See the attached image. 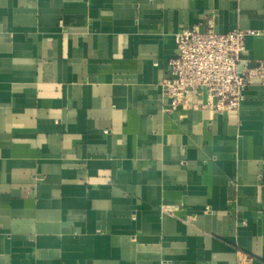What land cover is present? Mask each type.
Here are the masks:
<instances>
[{"label":"crops","instance_id":"1","mask_svg":"<svg viewBox=\"0 0 264 264\" xmlns=\"http://www.w3.org/2000/svg\"><path fill=\"white\" fill-rule=\"evenodd\" d=\"M264 0H0V264H264V85L168 111L176 35Z\"/></svg>","mask_w":264,"mask_h":264},{"label":"built area","instance_id":"2","mask_svg":"<svg viewBox=\"0 0 264 264\" xmlns=\"http://www.w3.org/2000/svg\"><path fill=\"white\" fill-rule=\"evenodd\" d=\"M254 33L241 28L220 33L212 21L205 31L194 25L179 32L177 52L169 60L170 76L160 82L171 102L167 110H240L249 86L264 85V64L249 68L243 58L246 37Z\"/></svg>","mask_w":264,"mask_h":264},{"label":"water","instance_id":"3","mask_svg":"<svg viewBox=\"0 0 264 264\" xmlns=\"http://www.w3.org/2000/svg\"><path fill=\"white\" fill-rule=\"evenodd\" d=\"M245 63L246 62H243L242 66H244ZM246 64H247V67H249V68H254V67H257L259 65L257 62H247Z\"/></svg>","mask_w":264,"mask_h":264}]
</instances>
